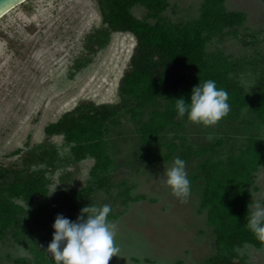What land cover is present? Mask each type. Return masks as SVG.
Returning a JSON list of instances; mask_svg holds the SVG:
<instances>
[{
    "label": "rangeland",
    "instance_id": "obj_1",
    "mask_svg": "<svg viewBox=\"0 0 264 264\" xmlns=\"http://www.w3.org/2000/svg\"><path fill=\"white\" fill-rule=\"evenodd\" d=\"M201 3L168 0L157 15L135 2L129 12L151 24L162 19L185 23L199 17ZM224 3L228 11L241 13L243 21L208 33L206 52L226 58L232 64L228 74L240 93L252 96L264 75V0ZM113 9H117L113 0L108 5L102 0H22L0 13V185L1 179L13 174L43 172L45 195L13 198L24 211L51 203L62 189L87 194L76 209H51L46 223L34 231L26 229L31 219L21 214L0 238V264H50L53 257L46 249L57 214L75 221L84 206L105 204L111 206L108 219L117 225L115 243L120 248L109 264H205L217 255L264 264V243L217 245L216 229L201 205L205 180L200 169L207 159L222 166L229 156L247 150L253 137L264 140V122L248 105L239 110L230 105L229 114L215 126L177 119L146 140L142 126L168 101L159 100L138 112L122 103L119 80L136 38L132 32L108 27L104 14ZM100 104L121 107L102 122L112 163L93 175L95 159H78L72 151L74 142L62 134H47L45 126L65 113L77 114ZM44 147L56 150L54 166L23 165L27 151ZM193 150L201 153L189 157ZM179 152L188 156L184 159L191 185L187 202L175 197L166 184V171ZM105 176L106 183L99 185ZM254 185L250 217L256 203L264 207V167L256 171Z\"/></svg>",
    "mask_w": 264,
    "mask_h": 264
},
{
    "label": "trees",
    "instance_id": "obj_2",
    "mask_svg": "<svg viewBox=\"0 0 264 264\" xmlns=\"http://www.w3.org/2000/svg\"><path fill=\"white\" fill-rule=\"evenodd\" d=\"M109 4L112 0H102ZM117 9L110 15L104 14V21L114 31H129L135 35L136 45L130 57L129 65L119 80L122 103L131 104L132 111L138 112L149 104L159 100L168 101L162 108L152 112L151 119L142 126L143 137L149 140L157 137L168 123H175L179 117L175 108L176 99L184 97L190 103V94L194 86L206 80H214L217 89L229 94V105L241 109L246 105L257 113L264 122V75L258 79L259 91L252 96L240 93L229 76L232 64L217 54H208L207 34L222 31L224 28L240 24L243 15L228 11L224 0H202L200 15L196 20L185 23L162 19L153 24L136 18L129 12L135 2H139L154 14L161 13L168 0H113ZM120 105H92L77 114L65 113L55 122L45 126L47 134H62L74 142L73 154L78 158L92 156L95 162L92 174L103 173L112 163L108 154L102 122L113 118L120 111ZM200 151L193 150L189 157ZM184 160L188 156L179 152L177 156ZM58 156L54 148L44 147L24 154V164H46L54 166ZM264 167V140L251 138L248 149L240 155H231L222 166L210 160L200 164L205 184L201 205L207 208V217L217 232V245L228 243L231 246L251 243L256 247L262 243L247 227L250 217L251 190L256 189L254 178L256 171ZM45 175L41 170L31 171L26 176L13 174L0 185V238L6 230L15 224L22 215H27L31 223L26 228L36 230L46 223L48 213L54 207L76 209L82 206L87 194L85 190L72 191L62 189L57 192L51 203L24 211L13 198L30 199L36 193L45 195ZM107 177L99 179V185L105 184ZM22 214V215H21ZM50 264H54V258ZM205 264H249L243 259L233 261L224 256H211Z\"/></svg>",
    "mask_w": 264,
    "mask_h": 264
},
{
    "label": "clouds",
    "instance_id": "obj_3",
    "mask_svg": "<svg viewBox=\"0 0 264 264\" xmlns=\"http://www.w3.org/2000/svg\"><path fill=\"white\" fill-rule=\"evenodd\" d=\"M228 99V92L217 89L216 82L209 79L192 88L190 103H186L184 97L176 99L175 108L179 117L187 114L188 120L194 124L215 126L230 112ZM212 138L208 136L209 140ZM185 169L186 162L176 157L166 171V184L181 202H187L191 192ZM254 209L247 227L264 243V207L256 203ZM111 211L107 204L102 207L87 205L81 208L75 221L57 214L53 239L46 249L55 264H109L113 256H119L120 248L115 243L117 225L108 219Z\"/></svg>",
    "mask_w": 264,
    "mask_h": 264
},
{
    "label": "water",
    "instance_id": "obj_4",
    "mask_svg": "<svg viewBox=\"0 0 264 264\" xmlns=\"http://www.w3.org/2000/svg\"><path fill=\"white\" fill-rule=\"evenodd\" d=\"M19 1H22V0H0V6L6 3V5L3 8H0V13L2 11L8 10L9 6Z\"/></svg>",
    "mask_w": 264,
    "mask_h": 264
},
{
    "label": "bare ground",
    "instance_id": "obj_5",
    "mask_svg": "<svg viewBox=\"0 0 264 264\" xmlns=\"http://www.w3.org/2000/svg\"><path fill=\"white\" fill-rule=\"evenodd\" d=\"M3 12H5V11H3Z\"/></svg>",
    "mask_w": 264,
    "mask_h": 264
}]
</instances>
